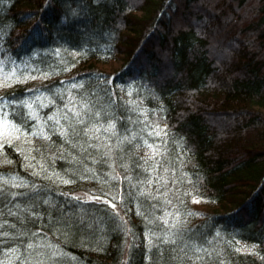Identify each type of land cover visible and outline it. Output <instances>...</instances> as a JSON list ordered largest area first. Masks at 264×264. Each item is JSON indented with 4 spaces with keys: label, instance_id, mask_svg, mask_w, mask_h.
I'll return each instance as SVG.
<instances>
[{
    "label": "trees",
    "instance_id": "obj_1",
    "mask_svg": "<svg viewBox=\"0 0 264 264\" xmlns=\"http://www.w3.org/2000/svg\"><path fill=\"white\" fill-rule=\"evenodd\" d=\"M0 16V116L19 129L2 148L55 186L14 199L0 184V252L35 245L37 225L58 235L51 264H169L178 248L146 249L141 214L184 147L204 206L186 229L234 222L253 249L233 259L264 264V0H0ZM199 249L186 264H210Z\"/></svg>",
    "mask_w": 264,
    "mask_h": 264
},
{
    "label": "rangeland",
    "instance_id": "obj_2",
    "mask_svg": "<svg viewBox=\"0 0 264 264\" xmlns=\"http://www.w3.org/2000/svg\"><path fill=\"white\" fill-rule=\"evenodd\" d=\"M13 1L15 0H3V3L5 4ZM3 24V28L9 27L8 22L3 21ZM116 62L115 60H111L105 64L108 66L104 67H108V70L113 71V69L117 68L115 67L117 64ZM141 62L146 63L144 59ZM0 107L2 106L0 105ZM230 122L231 121L227 123ZM211 125L213 127L214 124ZM224 127L226 128V126ZM222 131L221 135H217L219 140H222L221 138L227 135L225 129H222ZM1 162H4L3 164L10 168H13V165L16 167V164L21 167H16L17 171L14 173L15 177L1 178L0 176V184H5L3 186L8 194H10L9 196L11 198L17 197L19 193L20 196H22L23 193L21 192L31 190L32 192H34L33 190L38 192L48 191L51 197L55 196V186H48V179L43 180V177L31 167L14 162L3 148H0V164ZM195 168L196 167L190 162L188 153L184 147L177 150V152L170 157L162 156L160 158L159 172L161 174V180L159 183V191L156 196L158 205H147L145 207L146 211H143L141 214L142 221L146 223L142 229L144 246H146V249H151L166 244L169 245L170 249V245L173 244L174 249L178 248L177 251H179V253L183 252L182 254L185 255V257L182 255L183 257L181 258L179 253L172 254L173 259L171 260L169 256L170 253H168L169 255L166 254V256H169V264H186L187 259L193 257L195 259L198 258V254H194L197 248H202V250H197L200 254L204 249L207 250L205 253L203 252L201 254V258L209 260L208 263L210 264H255L251 262L240 263L235 261L232 257L236 245L240 253H248L253 249L251 244L245 242L235 243L234 237L237 232L236 223L227 222L219 224L218 226L216 225L213 227L210 234L207 233L203 235H197L193 231L186 229V221L193 214L191 210H194L193 208L204 209V206L201 205L202 200L200 198H195ZM3 181H7V183ZM30 233H32L31 235L35 245L23 246L20 250L16 249V251L14 250L15 248L13 249L9 246L3 248V251L0 252V257H4L2 259L3 264H16L18 258H20L19 261L21 264H51L53 261H58L59 257L53 248L55 240L58 239L57 233L46 229V227L43 229V227L37 225L31 226ZM188 239L194 240L192 244L187 242ZM0 242L2 243L1 239ZM31 243V240H28L27 244ZM121 245L123 246L124 252L126 251L127 253L128 250L125 260V262H127L131 251L136 246L129 245L123 233ZM165 264H168V262Z\"/></svg>",
    "mask_w": 264,
    "mask_h": 264
},
{
    "label": "snow or ice",
    "instance_id": "obj_3",
    "mask_svg": "<svg viewBox=\"0 0 264 264\" xmlns=\"http://www.w3.org/2000/svg\"><path fill=\"white\" fill-rule=\"evenodd\" d=\"M13 75H14V73H13ZM8 78H10V77H8ZM70 103H71V101H70ZM66 107H67V105H66ZM86 108H88V105L85 103L82 106V109L80 111L76 110L75 105H73L71 108H69L68 111L72 113V118L75 119L76 123L83 124L84 123V120L82 119V116L84 115L83 109H86ZM89 111H90V109H89ZM96 115L98 116L99 113H96ZM48 119L49 120L55 119L56 124L59 125V131H60V134L62 136L68 135L67 129H65L63 125H60L59 119L55 118L54 116H49ZM64 119L68 120L69 117L67 115H65ZM69 126L73 127V131H75L74 126H72L71 124ZM114 128H115L114 124H109L108 128L106 130H113ZM98 130L99 129H97V131ZM88 131H91V129H85V135H87ZM18 132H19V129L15 125H13L11 123V121H9L7 119L6 113L4 115L0 116V148L3 147L4 142L11 143V141L13 139L18 140L19 139V136L17 135ZM156 134L159 135L160 133L157 132ZM38 135H44L45 139H48V137L43 133L42 130H41V132L38 133ZM125 139H127V137H125ZM145 143H147V142H145ZM148 147L152 148V145L149 144ZM157 154H158V152L156 150H153L152 156L149 158H152V157L156 156ZM3 182L7 183V181H3ZM96 199H99V197H97ZM0 264H3V262L0 261Z\"/></svg>",
    "mask_w": 264,
    "mask_h": 264
},
{
    "label": "bare ground",
    "instance_id": "obj_4",
    "mask_svg": "<svg viewBox=\"0 0 264 264\" xmlns=\"http://www.w3.org/2000/svg\"><path fill=\"white\" fill-rule=\"evenodd\" d=\"M14 199L16 198V197H13ZM10 259V258H9ZM0 261H2V259H0ZM15 264V263H14Z\"/></svg>",
    "mask_w": 264,
    "mask_h": 264
}]
</instances>
